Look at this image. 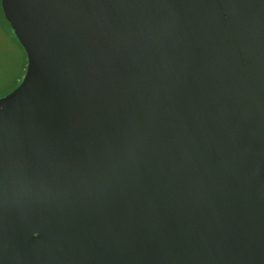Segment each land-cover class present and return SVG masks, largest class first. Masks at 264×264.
Returning <instances> with one entry per match:
<instances>
[{
  "label": "water",
  "instance_id": "water-1",
  "mask_svg": "<svg viewBox=\"0 0 264 264\" xmlns=\"http://www.w3.org/2000/svg\"><path fill=\"white\" fill-rule=\"evenodd\" d=\"M0 264H264V0H1Z\"/></svg>",
  "mask_w": 264,
  "mask_h": 264
},
{
  "label": "rangeland",
  "instance_id": "rangeland-1",
  "mask_svg": "<svg viewBox=\"0 0 264 264\" xmlns=\"http://www.w3.org/2000/svg\"><path fill=\"white\" fill-rule=\"evenodd\" d=\"M0 0V98L13 92L22 83L27 70L25 51L8 34Z\"/></svg>",
  "mask_w": 264,
  "mask_h": 264
},
{
  "label": "trees",
  "instance_id": "trees-1",
  "mask_svg": "<svg viewBox=\"0 0 264 264\" xmlns=\"http://www.w3.org/2000/svg\"><path fill=\"white\" fill-rule=\"evenodd\" d=\"M1 10H2V8H1ZM2 14H3V17H4V19H5L6 23H7V25H8V31H9L8 34H9V36H11L12 39H14L15 42H17L18 45L23 49V47H22L21 44L19 43L18 39L16 38V36H15V34H14V32H13L11 26H10V24L7 22V20H6V18H5V15H4V13H3V10H2ZM23 50H24V49H23ZM26 56H27V55H26Z\"/></svg>",
  "mask_w": 264,
  "mask_h": 264
}]
</instances>
